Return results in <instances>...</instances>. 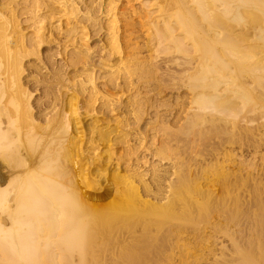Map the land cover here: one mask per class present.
<instances>
[{
    "label": "bare ground",
    "instance_id": "1",
    "mask_svg": "<svg viewBox=\"0 0 264 264\" xmlns=\"http://www.w3.org/2000/svg\"><path fill=\"white\" fill-rule=\"evenodd\" d=\"M119 3L0 0V264H264V0Z\"/></svg>",
    "mask_w": 264,
    "mask_h": 264
},
{
    "label": "rangeland",
    "instance_id": "2",
    "mask_svg": "<svg viewBox=\"0 0 264 264\" xmlns=\"http://www.w3.org/2000/svg\"><path fill=\"white\" fill-rule=\"evenodd\" d=\"M123 2L126 3V0H120V3L118 5L120 6L121 3H123ZM138 2H133V1L130 2V5L133 6L132 9H135V7L139 4ZM130 5H127V6L125 5V6L129 9ZM132 19L134 20V22H137V18L136 17H134ZM133 32H134V35H133L134 37L135 36H140V33L138 32V27H136ZM101 40H102V36L101 35H97V36H94V37H88L86 41H87L88 46L90 47V50L96 52L99 49L100 45L103 43V41H101ZM136 41L139 43L137 45V47H139L138 50L141 52L140 56L147 55L146 54L147 50L143 46V43H145V42H142L141 38L140 39L137 38ZM46 51H47V49L45 47H42L41 50H40V53H43V52H46ZM174 56H178V55H174ZM158 57L159 58H157L155 61L158 64V66L160 67V71L159 72L161 73V75L158 77V79H153V80H149L148 79V80L144 81L145 83L142 82V83L146 84L145 87H147V88L140 89V92L144 91V93H142L143 96H142V94H140V97H143V98L146 97L147 100H148L144 104L145 110H144V114H143V117H142V121L139 123L138 127H136V129L138 128V129H140L142 131L145 130L147 120L148 121H152L151 119H154L153 115L155 113H156V116H158V118L160 120L161 119L167 120V123L169 125L175 124L174 121L177 120L176 118L180 117V113L178 112V110H180L181 107H184L186 102L189 100L188 97H190L188 89L186 87H184L182 83L179 84V82H183L184 81V79L181 80L182 79V76H181L182 74L179 71H177V70H179L177 68L182 66V65H179V67H178L176 65V63L179 60H172L171 61V60L166 58L167 56H162V55H160ZM170 72L172 73L171 76L174 74L173 77L175 78V76H176V78H178V79L175 78L176 79L175 80L173 78L174 79L173 80L171 78L173 81L169 80L170 79ZM175 72H179L181 75H179V73H176V74H178V77H177ZM162 74H164V75H162ZM167 77H169V78H167ZM179 80H181V81H179ZM118 82L121 84L119 86L122 87L123 86V81L120 79V80H118ZM144 84H143V86H144ZM125 94L121 97L122 98L121 101L126 100L125 98L127 97V94L126 95ZM176 113H179L178 114L179 117L176 116ZM95 117H96V119H98V122H99L101 119L106 117V110L105 111L101 110L100 112L97 113V115ZM86 119H90L91 120V116H89ZM149 128H150V126L145 130V134L148 135V136H150V133H151V135L154 134V131H152L151 129L149 131ZM157 136L159 137V135H157ZM130 144H132V143H130ZM81 149H87V146L84 145V146L81 147ZM119 152H120L119 145H117L114 148L115 158H120L119 155H118ZM260 154H264V150ZM148 157H149V155H148ZM225 159L227 160L225 164L228 165V167L231 168L232 165L229 162L233 161V156L232 157H225ZM259 159H261V158L259 157L257 159V163L260 164L261 162H260ZM128 160H130V159H128ZM228 160H230V161H228ZM228 163L231 166H229ZM87 165H88V170L89 169L91 170L94 167L97 168V169L108 167L109 163H104V165L102 167H98V166L96 167V166H94V164L91 161H89L87 163ZM165 166H167V164Z\"/></svg>",
    "mask_w": 264,
    "mask_h": 264
}]
</instances>
